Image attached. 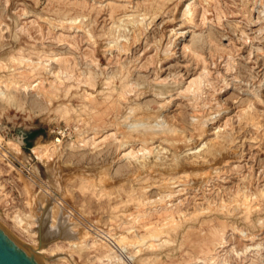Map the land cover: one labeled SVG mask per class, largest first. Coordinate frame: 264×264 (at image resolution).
Wrapping results in <instances>:
<instances>
[{"label":"rangeland","instance_id":"rangeland-1","mask_svg":"<svg viewBox=\"0 0 264 264\" xmlns=\"http://www.w3.org/2000/svg\"><path fill=\"white\" fill-rule=\"evenodd\" d=\"M262 16L0 0L1 226L42 264H264Z\"/></svg>","mask_w":264,"mask_h":264},{"label":"water","instance_id":"water-1","mask_svg":"<svg viewBox=\"0 0 264 264\" xmlns=\"http://www.w3.org/2000/svg\"><path fill=\"white\" fill-rule=\"evenodd\" d=\"M15 239L0 224V264H42L36 255L37 247Z\"/></svg>","mask_w":264,"mask_h":264},{"label":"bare ground","instance_id":"bare-ground-1","mask_svg":"<svg viewBox=\"0 0 264 264\" xmlns=\"http://www.w3.org/2000/svg\"><path fill=\"white\" fill-rule=\"evenodd\" d=\"M174 30V29H173ZM175 34V33H174ZM21 63V62H20ZM159 91V90H158ZM168 91V90H167ZM162 98H164V97H162ZM198 110V109H197ZM192 116H194V115H192ZM197 116V115H196ZM201 116V115H200ZM196 120V119H195ZM158 128H160V127H158ZM162 128V127H161ZM165 128V127H164ZM166 130H167V128H166ZM200 130H202V129H200ZM162 131V130H161ZM165 131V130H164ZM200 132V131H199ZM207 132V131H206ZM201 133V132H200ZM198 134V133H197ZM151 135V134H150ZM152 136V135H151ZM153 137V136H152ZM147 139H148V137H147ZM147 139H145V140H147ZM158 139V138H157ZM207 139V138H206ZM151 140H153V139H151ZM208 140V139H207ZM211 140V139H210ZM149 141V140H148ZM147 141V142H148ZM204 141V140H203ZM152 143V142H151ZM205 144V143H204ZM209 145V144H208ZM207 146V145H206ZM149 147H151V146H149ZM155 148V147H154ZM204 148V147H203ZM32 149H34V151L36 152V150H37V147H33ZM47 149V148H46ZM149 150H151V149H149ZM202 155V154H201ZM210 172V171H209ZM208 172V173H209ZM214 172V171H213ZM207 173V172H206ZM211 173V172H210ZM205 174V173H204ZM165 182V181H164ZM171 182V181H170ZM170 182L168 183V185H170ZM165 187H167V184H166V186ZM171 187V186H170ZM245 205V204H244ZM64 222L63 223H61V230H62V228H65V226H64ZM126 229V228H125ZM136 230V229H135ZM135 230H133V232L135 231ZM63 231L64 230H62L61 231V239L63 238ZM141 235H143V232L141 233ZM138 237H139V235H137ZM137 236L135 235V237L137 238ZM65 237V236H64ZM100 237V236H99ZM65 238H67V236L65 237ZM112 239V238H111ZM110 239V240H111ZM118 239V238H117ZM138 239V238H137ZM145 239H147V238H145ZM144 239V240H145ZM16 241H17V239H15ZM39 240H40V245L38 244V245H36L35 247L34 246H31V248H36L37 247V251H36V255H38V257L39 256H42V253H43V250H44V248L42 247V243H43V239L41 238V237H39ZM109 240V239H108ZM109 240V241H110ZM119 240V239H118ZM139 240V239H138ZM140 241V240H139ZM17 242H20V241H17ZM116 242V241H115ZM144 242V241H143ZM142 242V243H143ZM45 243V242H44ZM120 243V242H119ZM130 243V242H129ZM148 243V242H147ZM113 244V243H112ZM149 244V243H148ZM46 246V245H45ZM152 246H153V244H152ZM121 247H123V248H125L124 246H121ZM112 256V255H111ZM43 257V256H42ZM48 257V256H47ZM46 258V257H45ZM107 259V258H106Z\"/></svg>","mask_w":264,"mask_h":264},{"label":"clouds","instance_id":"clouds-1","mask_svg":"<svg viewBox=\"0 0 264 264\" xmlns=\"http://www.w3.org/2000/svg\"><path fill=\"white\" fill-rule=\"evenodd\" d=\"M262 2H264V0H262ZM262 19H264V16H262ZM219 86V85H218Z\"/></svg>","mask_w":264,"mask_h":264},{"label":"trees","instance_id":"trees-1","mask_svg":"<svg viewBox=\"0 0 264 264\" xmlns=\"http://www.w3.org/2000/svg\"><path fill=\"white\" fill-rule=\"evenodd\" d=\"M31 134V133H30Z\"/></svg>","mask_w":264,"mask_h":264}]
</instances>
